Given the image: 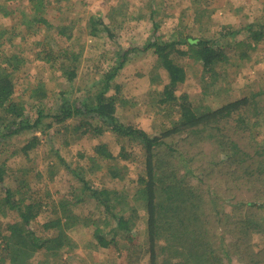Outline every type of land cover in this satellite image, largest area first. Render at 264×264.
<instances>
[{
	"label": "trees",
	"instance_id": "obj_1",
	"mask_svg": "<svg viewBox=\"0 0 264 264\" xmlns=\"http://www.w3.org/2000/svg\"><path fill=\"white\" fill-rule=\"evenodd\" d=\"M69 1L0 0V32H27L28 36L37 32H70L66 25L57 26L56 18L48 14L51 5ZM110 1L114 8L125 3ZM149 1L151 6L146 4L138 15H130L129 7L122 5L128 11L121 16L140 20L149 15L158 30L155 18L164 0ZM7 18L11 23L2 24ZM82 19L89 20L87 32L94 36L113 32L101 16L89 13ZM202 22V17L196 20L199 32L205 31L200 36L184 34L188 27L181 22L172 31L176 32L175 37L172 35L168 42L154 38L146 47L157 55L156 69L167 72L165 81L159 73L152 80L162 86L155 94L156 107L177 122L164 125L156 135L117 116L119 105L126 107L127 102L120 99L119 93L111 92L112 83L129 62L130 49L120 47L107 66L102 60L93 65L102 78L92 83L82 98L72 99L70 88L78 79L80 58L72 47L55 52L44 46L30 61L41 60L47 65L55 83L48 89H34L31 95L34 103L27 107V101L16 96L18 75L25 70L27 59L17 51L18 45L5 46L16 36L0 42V55L3 54L0 57V215L7 217L15 213L12 223L0 224V264H66L63 255L74 252L68 231L76 224L72 222L76 218L92 230L95 246L111 257L121 258L126 248L132 260L129 264L145 257L149 264H164L165 260L184 257L189 264H223L224 256H229L224 241L228 234L242 264H264V248L256 251L253 243L254 234L264 238V88L249 90L246 96L215 110L199 112L191 94H177L187 80V71L176 62L178 57H186L201 65L204 73L219 77L223 71L218 69H225L236 57L228 51H252L255 45L250 42L259 43L264 32L254 29L255 23L208 29ZM210 32L213 35H208ZM240 35L248 36L240 39ZM1 37H5L4 33H0ZM35 45L40 43L37 41ZM47 101H52V106ZM52 129L56 134L63 131L66 135L73 131L77 139H97L107 133L118 137L123 143L118 157L105 145L94 146V154L106 161L105 169L112 179L123 180L127 175V167L120 164V160L132 157L127 147L139 148L134 161L145 169L140 171L132 191L135 204L116 190L91 186L83 165L73 160L67 162L58 150L49 156L50 179L57 174L56 168L64 167L74 181L68 196L46 202L36 192L28 197V183L7 181L9 156L5 152L15 144V139L22 142L11 155L22 153L30 158L33 153L39 154L43 138ZM88 200L100 212L97 220L83 218L79 213ZM136 202L145 209L147 236L138 246L123 245L120 233L129 235L131 241L134 226L141 219ZM226 205L233 206L229 215ZM44 215L48 231L32 230L31 226ZM39 255L42 259L37 260ZM160 255H164L162 261Z\"/></svg>",
	"mask_w": 264,
	"mask_h": 264
},
{
	"label": "rangeland",
	"instance_id": "obj_2",
	"mask_svg": "<svg viewBox=\"0 0 264 264\" xmlns=\"http://www.w3.org/2000/svg\"><path fill=\"white\" fill-rule=\"evenodd\" d=\"M124 2L116 4L118 6L115 8L110 0H70L67 3L51 5L48 14L56 18L54 23L57 26L66 25L70 31L64 32V34L37 32L28 36L27 32H0L5 35L0 38L2 43L7 42L8 38L16 36L12 43L5 44V46L18 45L17 51L21 52L22 58L27 59L25 70L18 75L17 98L26 100L27 107H30L34 103L31 96L34 89H48L49 85L55 83L52 74L48 72L47 65L41 60L32 59L30 61V58H34L35 53L44 46L51 47L55 52L62 47H72L76 57L80 58L79 76L70 88L73 92L70 96L72 99L82 98L85 90L102 78V74L96 71L93 65L102 60L104 66H107L110 59L116 57V52L120 47L125 50L130 49L129 62L112 83L111 92L119 93L120 99L127 102L126 107L119 105L117 116L127 124H132L151 135H156L164 125H176L177 122L166 111H159L156 107L155 94L162 89V86L152 80L159 73L160 78L165 81L167 72L156 69L157 55L154 54L153 49H146L154 38H160L161 42H168L172 35L176 34V32H172L173 29L181 22L188 27V32H184V34L192 37L200 36L205 32H199L200 27L196 25V20L200 17L204 21L202 24L208 26L206 27L208 29L212 26L238 28L241 23L247 25L255 23L254 29L257 28L256 30L259 32H264V0H164L161 12L155 18L159 23L158 30L155 29L149 15L140 20L122 17L127 10L123 6L129 7L130 11H127L130 15L132 13L138 15L146 4L151 6V1L124 0ZM89 13L94 17H103L106 24L110 25L113 30L110 32L111 35L101 33L94 36L91 32H87L89 20L82 18L87 17ZM68 16H71L70 19H67ZM1 23L10 24L11 19H3ZM210 34L213 35V32L208 35ZM247 36L240 35V39H245ZM37 41L40 43L39 46L35 45ZM250 43L255 45L252 51L238 49L228 51L229 55L236 57L226 64L225 69H218L219 72L223 71L219 77L204 73L201 65L193 64L186 57H178L176 62L187 71V80L179 87L177 94L183 92L191 94L194 106L199 112H202L210 109L215 110L225 103L246 96L251 90L264 88V37L259 43ZM245 48L246 46L243 49ZM0 57L3 58V54ZM42 66L45 69L41 70ZM57 91L59 92L60 88ZM47 104L52 106V101H47ZM65 140L69 143L64 144ZM42 141L44 145L39 148V154L33 153L30 158H26L22 153L11 155L22 139H15V144L5 152V155L9 156L6 160L8 171L6 180L14 184L28 183L30 185V188L27 186L30 190L28 197L36 192L42 195L46 202L50 199L57 202L59 197L68 196L67 192L74 181L64 167L56 168L57 174L53 179H50L48 164L51 161V155L58 150L67 162L73 160L83 165L86 180L90 181L91 186H105L116 190L120 194L127 195L128 200L135 204L131 197L132 191L140 171L145 169L144 165L134 161V155H138L140 152L139 148L127 147L128 154H132V157L130 160H120L121 166L127 167V175L123 180H118L112 179L107 173L106 161L94 154V146L102 144L115 157H118L123 144L118 137L107 133L97 139L90 137L77 139V134L73 131L66 135L63 131L56 134L52 129ZM82 154L83 157L80 158L79 155ZM191 182L195 183L194 180ZM85 203L86 207L79 211L81 216L97 220L100 212L95 210L94 202L88 200ZM137 204L140 208L141 219L134 226V239L130 241L129 235L120 233L123 245L126 243L127 246H138L143 244L147 236L145 209L142 203ZM226 212L228 215L232 213L233 206L226 205ZM14 217L15 213L7 217L0 215V224L4 223L3 226H6L13 222ZM45 221L44 215L31 226L32 230L39 233L48 231L45 228L47 223ZM80 221L77 218L73 220L72 222L76 224L68 231L74 252L63 255L66 264H129L132 262L126 248L122 252V257L117 259L111 257L107 251L96 247L91 236L92 230L84 227ZM232 240L229 234L224 236L229 256H224L223 264H242L235 247L233 248ZM253 243L256 251L264 248L263 236L254 234ZM40 259H42L41 255L37 260ZM159 259L162 261L164 255H160ZM134 260H137V256ZM57 262L62 263L61 261ZM135 264H149L148 257L142 258ZM164 264H189V260L185 257L183 259L175 258L167 262L165 260Z\"/></svg>",
	"mask_w": 264,
	"mask_h": 264
}]
</instances>
